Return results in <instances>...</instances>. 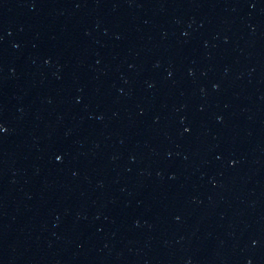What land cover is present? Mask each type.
Returning a JSON list of instances; mask_svg holds the SVG:
<instances>
[{
	"label": "water",
	"instance_id": "obj_1",
	"mask_svg": "<svg viewBox=\"0 0 264 264\" xmlns=\"http://www.w3.org/2000/svg\"><path fill=\"white\" fill-rule=\"evenodd\" d=\"M0 124V264H264V0H0Z\"/></svg>",
	"mask_w": 264,
	"mask_h": 264
},
{
	"label": "snow or ice",
	"instance_id": "obj_2",
	"mask_svg": "<svg viewBox=\"0 0 264 264\" xmlns=\"http://www.w3.org/2000/svg\"><path fill=\"white\" fill-rule=\"evenodd\" d=\"M4 130V127L2 124H0V131H3ZM57 159H60V157L58 156Z\"/></svg>",
	"mask_w": 264,
	"mask_h": 264
}]
</instances>
